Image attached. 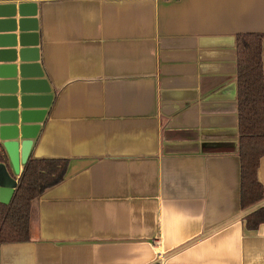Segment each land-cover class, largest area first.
Returning <instances> with one entry per match:
<instances>
[{"label":"crops","instance_id":"0c3cea01","mask_svg":"<svg viewBox=\"0 0 264 264\" xmlns=\"http://www.w3.org/2000/svg\"><path fill=\"white\" fill-rule=\"evenodd\" d=\"M242 35L264 40V0H0V66L41 128L28 161L68 162L0 264H264L244 222L264 199L241 208Z\"/></svg>","mask_w":264,"mask_h":264},{"label":"trees","instance_id":"16d2710c","mask_svg":"<svg viewBox=\"0 0 264 264\" xmlns=\"http://www.w3.org/2000/svg\"><path fill=\"white\" fill-rule=\"evenodd\" d=\"M263 36L242 35L237 42L239 156L241 208L247 210L264 199L258 169L264 157V62ZM0 150V162H4ZM63 160H29L18 180L11 202L0 206V245L29 242L31 210L35 199L60 184L67 171ZM245 229L255 232L264 224V208L245 218Z\"/></svg>","mask_w":264,"mask_h":264},{"label":"water","instance_id":"95a60500","mask_svg":"<svg viewBox=\"0 0 264 264\" xmlns=\"http://www.w3.org/2000/svg\"><path fill=\"white\" fill-rule=\"evenodd\" d=\"M33 5H21L19 7V17L21 25L27 17V10ZM21 43L24 38L21 37ZM22 46V45H21ZM1 55V52H0ZM25 57V52L21 51V61ZM11 61H16L15 52H9ZM0 62L5 63L0 59ZM27 66L20 67L21 78L24 79ZM17 69L13 66H0V140L13 165L15 173L19 174V165L26 164L33 147L34 140L38 137L41 130L40 126H32L33 115L28 110L34 99L28 96L29 83L22 80L20 89L17 87ZM18 89L21 97H18ZM21 149V151H20ZM0 185L1 201L7 205L11 202L18 186L15 180L8 172L4 164L0 165Z\"/></svg>","mask_w":264,"mask_h":264}]
</instances>
